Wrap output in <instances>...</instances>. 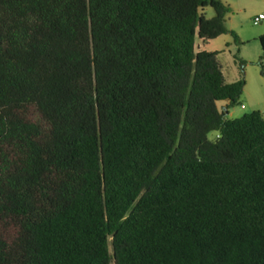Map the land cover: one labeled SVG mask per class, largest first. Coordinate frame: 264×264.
Returning <instances> with one entry per match:
<instances>
[{
  "label": "trees",
  "instance_id": "trees-1",
  "mask_svg": "<svg viewBox=\"0 0 264 264\" xmlns=\"http://www.w3.org/2000/svg\"><path fill=\"white\" fill-rule=\"evenodd\" d=\"M227 10L0 0V264H264V113L195 48Z\"/></svg>",
  "mask_w": 264,
  "mask_h": 264
},
{
  "label": "rangeland",
  "instance_id": "rangeland-1",
  "mask_svg": "<svg viewBox=\"0 0 264 264\" xmlns=\"http://www.w3.org/2000/svg\"><path fill=\"white\" fill-rule=\"evenodd\" d=\"M239 5L242 9L231 13V21H227L228 25L233 24L238 40H235L230 32L206 40L196 36L195 40L196 49H221L218 60L227 81L239 77L245 79L238 100L229 106L231 114H228V117L231 118L253 109H264V76L260 71L264 60L258 39V35L264 32V18L258 23H253L255 15L264 13V0H238ZM232 9L230 8V11ZM204 10L207 16L214 14L210 5L205 6ZM217 105H220V101H217ZM214 133L210 131L208 137H213Z\"/></svg>",
  "mask_w": 264,
  "mask_h": 264
},
{
  "label": "crops",
  "instance_id": "crops-1",
  "mask_svg": "<svg viewBox=\"0 0 264 264\" xmlns=\"http://www.w3.org/2000/svg\"><path fill=\"white\" fill-rule=\"evenodd\" d=\"M227 6H228V10H227V12L225 13V23H226V26H227V28H229V29H232L233 30V28H234V26H233V24H231V25H228L227 24V21H231V18H232V15H231V13H235V12H237L236 11V9H238V10H240V9H242V7L240 6H238V0H222ZM236 2H237V5H236ZM230 8H233L231 11H230ZM205 11V10H204ZM233 11V12H232ZM205 14H206V12H205ZM207 16V15H206ZM225 33H228V32H225ZM221 34H223V33H221ZM221 34H219V35H221ZM218 35V36H219ZM218 36H216V37H218ZM217 49V48H216ZM212 50V49H211ZM221 50V49H220ZM225 103V102H224ZM228 114H231V111H228Z\"/></svg>",
  "mask_w": 264,
  "mask_h": 264
},
{
  "label": "built area",
  "instance_id": "built-area-1",
  "mask_svg": "<svg viewBox=\"0 0 264 264\" xmlns=\"http://www.w3.org/2000/svg\"><path fill=\"white\" fill-rule=\"evenodd\" d=\"M262 18H264V13L259 12L257 15L253 17V23H258ZM264 113V110H263Z\"/></svg>",
  "mask_w": 264,
  "mask_h": 264
},
{
  "label": "clouds",
  "instance_id": "clouds-1",
  "mask_svg": "<svg viewBox=\"0 0 264 264\" xmlns=\"http://www.w3.org/2000/svg\"><path fill=\"white\" fill-rule=\"evenodd\" d=\"M264 110V109H263Z\"/></svg>",
  "mask_w": 264,
  "mask_h": 264
}]
</instances>
